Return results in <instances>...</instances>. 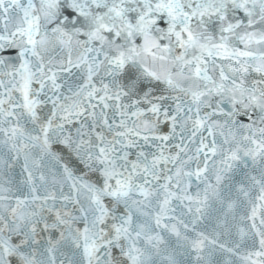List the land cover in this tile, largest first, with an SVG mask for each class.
I'll use <instances>...</instances> for the list:
<instances>
[{"label":"snow or ice","instance_id":"6c2138e0","mask_svg":"<svg viewBox=\"0 0 264 264\" xmlns=\"http://www.w3.org/2000/svg\"><path fill=\"white\" fill-rule=\"evenodd\" d=\"M0 264H264V0H0Z\"/></svg>","mask_w":264,"mask_h":264}]
</instances>
